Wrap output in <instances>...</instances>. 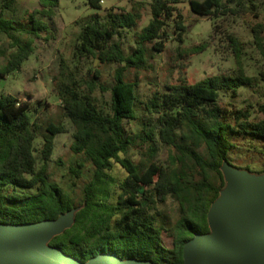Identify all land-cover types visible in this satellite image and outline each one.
<instances>
[{"label": "trees", "instance_id": "obj_1", "mask_svg": "<svg viewBox=\"0 0 264 264\" xmlns=\"http://www.w3.org/2000/svg\"><path fill=\"white\" fill-rule=\"evenodd\" d=\"M102 1L87 3L100 8ZM175 1L151 0V18L135 35L129 54L113 39L122 29L138 25L140 2L132 0L129 10L119 12L110 7L107 20L95 15L74 21L81 30L73 62L59 55L52 75L62 113L73 127L71 151L76 158L69 166L68 187L54 181L48 169L55 137L66 131L61 122L37 119L48 102L32 104L0 93V225L35 224L71 214L72 224L46 245L82 264L102 253L123 261L184 264L185 243L196 234L211 232L208 212L226 183L224 163L264 173V101L238 106L223 100L240 89L260 88L264 69L247 72L246 44L231 31L224 37L233 67L194 82L180 71L176 80L155 89L143 103L145 117L138 115V83L125 75L129 68L145 66L148 44L154 51L164 50L171 26L183 44L186 25ZM256 1L189 0V4L195 13L219 18L256 9ZM37 3L33 9L13 10L19 0H0V79L21 68L36 39H49L46 19L55 14L58 0ZM251 33L264 58V22L252 25ZM207 46L208 40L185 46L180 54L188 56ZM85 59L119 64L109 88L93 62L83 72ZM98 90H109L107 106L100 103ZM39 135L42 146L36 153ZM161 152L166 153L163 159ZM232 159L245 165L235 166ZM114 163L124 170L123 178L112 175ZM86 165L90 177L75 190V180ZM169 198L176 202L172 223L160 210Z\"/></svg>", "mask_w": 264, "mask_h": 264}, {"label": "rangeland", "instance_id": "obj_2", "mask_svg": "<svg viewBox=\"0 0 264 264\" xmlns=\"http://www.w3.org/2000/svg\"><path fill=\"white\" fill-rule=\"evenodd\" d=\"M140 2V20L135 28L122 29L121 33L116 35L113 40L119 41L124 48V52L129 54L135 47V35L145 26L151 18L150 2L151 0H133ZM132 0H103L100 8H93L88 5L87 0H58V6L55 8V14L52 18H47L48 28L46 29L49 39H36L33 52L22 62L21 68L15 70L5 78L0 79V93H11L22 100H29L32 104L36 102H48V106L41 108L37 114L39 121L52 120L61 122L66 131L58 133L55 137L54 151L48 164L51 178L61 185L70 184L69 166L74 162L76 156L71 151L73 141V127L69 120L63 115L59 99L53 88L52 75L58 68L59 55L65 57L72 63V50L76 37L81 30V24L74 21L79 19L85 21L92 16H99L102 20H107L109 15L107 11L114 7V11L119 12L123 8L129 10ZM256 9H243L239 14H226L219 18H209L207 16L195 13L191 10L189 0H176L175 5L184 16L186 30L184 33V42L180 43L175 39L173 27L169 29V37L165 41L163 51H154L148 44V53L145 66L140 69L129 68L125 77L138 83V115L143 118V103L151 96L155 89L163 88L165 84L177 79L181 71L183 76L189 82L197 81L207 75L221 72L234 66V60L229 48L226 47L225 32L231 31L246 44L247 55L245 64L247 72L250 74L258 73L264 69V58L258 50L255 49L252 42L251 27L256 22H264V0H257ZM38 6L37 0H19V4L13 8L33 9ZM52 24L54 26H52ZM172 24V20L170 21ZM215 28V29H214ZM208 40L207 46L201 52L193 53L188 56L183 53L185 46L199 44ZM2 58H0V61ZM93 62L94 67H98L104 85L109 88L112 85V74L114 69L119 66L117 63L102 64L97 59H85L82 62L83 72ZM256 90L240 89L236 96L226 94L223 97L224 102H231L238 106L244 105L247 101L253 103L264 101V82ZM101 104L107 106L110 93L109 90L97 91ZM132 123L135 129L136 123ZM43 126L39 133L43 132ZM35 141L36 153L42 146L41 136ZM161 152V158L166 155ZM234 156V155H232ZM236 157V155H235ZM231 163L235 166L243 167L244 161L241 159H232ZM253 166L257 167L255 163ZM89 167L86 165L83 169V175L75 180V190H79L84 182L90 177ZM227 169L239 172L247 177L249 184H255L264 178V173L250 172L245 168H236L227 162L223 165V171L226 174V183L220 194L231 189V184L227 178ZM115 178H123L124 170L118 163H114L111 170ZM117 191V188H115ZM161 212L165 216L167 223H172L176 217V202L171 198L160 206ZM67 218V215H65Z\"/></svg>", "mask_w": 264, "mask_h": 264}, {"label": "water", "instance_id": "obj_3", "mask_svg": "<svg viewBox=\"0 0 264 264\" xmlns=\"http://www.w3.org/2000/svg\"><path fill=\"white\" fill-rule=\"evenodd\" d=\"M227 178L231 189L208 212L211 232L196 234L185 243L184 264H264V178L249 184L231 169ZM66 215L35 224L0 225V264H82L46 245L51 236L72 224V215ZM83 264L149 263L102 253Z\"/></svg>", "mask_w": 264, "mask_h": 264}, {"label": "bare ground", "instance_id": "obj_4", "mask_svg": "<svg viewBox=\"0 0 264 264\" xmlns=\"http://www.w3.org/2000/svg\"><path fill=\"white\" fill-rule=\"evenodd\" d=\"M244 178L247 180V177L244 176Z\"/></svg>", "mask_w": 264, "mask_h": 264}]
</instances>
